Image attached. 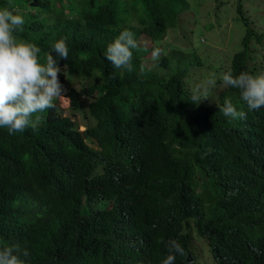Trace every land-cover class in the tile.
<instances>
[{
  "label": "trees",
  "instance_id": "1",
  "mask_svg": "<svg viewBox=\"0 0 264 264\" xmlns=\"http://www.w3.org/2000/svg\"><path fill=\"white\" fill-rule=\"evenodd\" d=\"M76 1L0 0V10L25 18L17 39L37 45L42 64L51 54L58 66L68 69L58 74L63 95L97 118L85 133L102 147L97 151L86 145L72 117L56 103L34 114L41 117L36 128L10 134L0 127V248L18 243L34 264H120L122 246L125 264L153 261L175 236L179 221L214 222L219 210L239 247V263L254 264L255 250L264 245V109L252 113L231 86L196 107L191 96L197 88L188 75L193 61H201L198 54L192 52L189 60L179 47L180 52L168 55L159 48L156 63L172 70L161 78L138 40L145 34L156 49L169 30L185 26L190 10L200 11L199 3ZM236 9L246 29L242 48L231 58V74L255 76L259 67L248 64L253 60L249 42L252 37L262 42L264 32L248 24L239 0ZM124 30L140 45L132 50V72L105 59L106 40ZM187 35L176 34L183 39ZM62 39L69 48L67 60L53 51ZM214 70L217 74L210 79L216 82L230 72L220 71V65ZM226 99L247 118L229 122L219 110ZM68 134L73 138L68 169L45 187L18 190L10 177L17 151H46L66 163ZM152 226L158 235L145 237ZM231 241L218 236L219 264ZM181 258L174 264H182Z\"/></svg>",
  "mask_w": 264,
  "mask_h": 264
},
{
  "label": "clouds",
  "instance_id": "2",
  "mask_svg": "<svg viewBox=\"0 0 264 264\" xmlns=\"http://www.w3.org/2000/svg\"><path fill=\"white\" fill-rule=\"evenodd\" d=\"M78 2L79 0L76 1V3ZM13 9H15L13 11H18L19 8L14 7ZM24 24L23 15L13 14L7 9L0 10V127L8 128L10 134L22 132L28 127L36 128L41 117L38 115L34 117V114L54 108L55 103L58 105L60 99H68L72 114L63 113L61 109L62 113L72 117L76 129L82 134L84 143L92 149L100 151L102 147L95 136L85 133L89 127L96 124L97 118L89 112L87 107L75 108L69 98L63 95L66 89L60 82L58 74L65 73L68 69L58 66L57 59L51 54L47 56L46 65L42 64L38 58L41 49L34 43L17 39L18 33L23 31ZM105 44H109L105 59L111 62L114 68L124 69L128 72L134 70L132 50L139 48L140 45L131 31H121L116 39L115 36H111ZM53 51L59 59H68L69 48L63 39L53 45ZM160 55L161 50L159 48L154 49L151 53L152 61L158 62ZM252 57L254 60L255 57ZM252 61L248 64H256ZM196 63L202 64L203 61H196ZM258 67V71H253L255 76L241 72L234 77L231 74L232 69L229 64L225 71L230 72L224 73L221 77L225 87L231 86L240 91L241 99L246 102L249 110H253L252 113L264 109V66L258 65ZM210 77H208L209 80L206 85L197 86L196 91L191 96V101L197 103L196 107L204 106L203 102H207L204 99L209 98L211 90L209 86L216 84V80L210 79ZM82 95L85 96V94ZM219 110L225 117L229 118V122L247 118V113L243 110H237L232 101L228 99L224 101L222 107H219ZM76 113H81L83 117L90 116L94 121L92 123L86 122L85 128L81 129L78 120L73 117V114ZM65 145L66 156L68 157L66 163L55 159L46 151L21 153L18 150L16 164L12 169L13 173L10 175L18 190L26 191L31 188L45 187L57 175L66 171L70 166L73 152L72 134L66 135ZM111 206L112 202H109L107 208ZM153 227L150 228L145 237L151 238L158 235L159 229H152ZM220 235L232 238L223 264H240L239 247L231 232L223 225L219 210L214 222H197L194 218L179 221L175 236L168 240V246L161 257L156 260H138L126 264H174L177 256L182 257V264H219L215 243ZM198 239H201L204 244L197 247L196 241ZM123 249L124 246L118 249L120 264H125L123 263ZM255 251L257 252L254 264H264V245ZM0 264L34 263L29 256L28 249L14 243L0 248Z\"/></svg>",
  "mask_w": 264,
  "mask_h": 264
},
{
  "label": "rangeland",
  "instance_id": "3",
  "mask_svg": "<svg viewBox=\"0 0 264 264\" xmlns=\"http://www.w3.org/2000/svg\"><path fill=\"white\" fill-rule=\"evenodd\" d=\"M239 1L243 13L253 30L259 33L264 32V0ZM195 2L199 3L200 11L190 10L191 17L185 20V26L178 28L176 31L169 30L168 34L156 43V46L161 48L165 55L173 51L180 52L176 49V47H179L181 49L180 53H184L189 60L193 58L192 52L200 55L198 57L201 58L203 63L197 64L194 60V64L190 65L188 75L193 85L197 87L201 84L206 85L209 80L208 77L217 74L214 69L220 63V71L229 67L231 58L242 48V36L245 27L238 18L236 9L238 0H195ZM186 15L190 16V13L188 12ZM184 32L188 34L184 39L176 36L177 33ZM138 39L140 45L147 51L145 56H149L155 49L150 38L145 34H141ZM164 43H167V45H164ZM249 43L251 45L249 48L250 53L255 57L252 63L264 66V38L262 42H259L256 37H252ZM174 45L175 49L172 48ZM150 67L161 78L172 75L170 68L159 66L152 60ZM73 75L75 76V74ZM77 86H81V82ZM224 86L222 80L216 82L215 86H209L211 89L209 98L204 100L215 98ZM58 106L63 110V113L72 114L68 99H60ZM73 117L78 120L81 129L85 128L86 122L92 123L94 121L92 117H83L81 113L73 114ZM203 244L201 239L196 241L197 247Z\"/></svg>",
  "mask_w": 264,
  "mask_h": 264
}]
</instances>
